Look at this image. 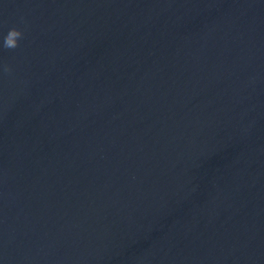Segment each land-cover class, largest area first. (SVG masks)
Returning <instances> with one entry per match:
<instances>
[{
    "label": "water",
    "instance_id": "95a60500",
    "mask_svg": "<svg viewBox=\"0 0 264 264\" xmlns=\"http://www.w3.org/2000/svg\"><path fill=\"white\" fill-rule=\"evenodd\" d=\"M0 264H264V0H0Z\"/></svg>",
    "mask_w": 264,
    "mask_h": 264
}]
</instances>
